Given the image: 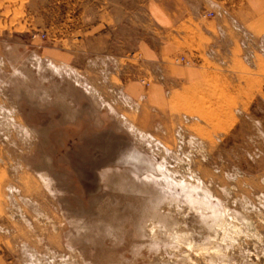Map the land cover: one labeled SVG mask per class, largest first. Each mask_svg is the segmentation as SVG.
Instances as JSON below:
<instances>
[{"label":"rangeland","instance_id":"obj_1","mask_svg":"<svg viewBox=\"0 0 264 264\" xmlns=\"http://www.w3.org/2000/svg\"><path fill=\"white\" fill-rule=\"evenodd\" d=\"M143 40L178 43L173 73L217 53L233 75L164 88L139 125L117 74L149 87ZM201 198L260 240L222 243ZM0 244L10 264H264V0H0Z\"/></svg>","mask_w":264,"mask_h":264},{"label":"crops","instance_id":"obj_2","mask_svg":"<svg viewBox=\"0 0 264 264\" xmlns=\"http://www.w3.org/2000/svg\"><path fill=\"white\" fill-rule=\"evenodd\" d=\"M172 26H167L170 28ZM215 30H210V32L205 31L207 34H212ZM170 32V31H168ZM206 36V35H205ZM207 37V36H206ZM159 45H154L148 41H140L134 51L139 52L141 56V63L150 66V69L154 71L150 77L153 79L148 88H141L139 80L131 79L129 77H120L118 74L119 81V94L122 101L127 105L126 107L129 110H133L136 113V117L140 119L138 122L139 125L149 124L148 120L143 122V119H148L147 110L160 108L161 102L163 100V89L165 88L170 93L173 90H179L182 85H194L199 83L205 77H219L233 75L232 72L227 71L228 69H222V65L228 64L227 58L230 56H223L222 54L215 53L212 58H209L205 54L199 53L196 55L198 63L192 67H187L184 69L175 70L174 73L171 69V66L165 64L166 57L174 55L177 50L176 44L178 43H161L157 40ZM190 45L195 46L196 44L190 43ZM189 45V46H190ZM180 51V49H178ZM184 53L188 50L184 49ZM191 54V52H189ZM127 54V53H126ZM126 54L124 57H126ZM187 55V54H186ZM202 55L203 60L199 59V56ZM123 60V57L114 58ZM231 62L232 58L229 59ZM210 63V64H209ZM210 65V66H208ZM220 67V68H219ZM122 76L126 73H120ZM137 77H145L144 75L139 74ZM132 77V78H137ZM191 81V82H190ZM190 82V83H188ZM164 89V90H165ZM151 106V107H150ZM150 107V108H149ZM140 113V115H138ZM147 117V118H146ZM151 118V117H150ZM0 244V264H10L9 260H6L4 251Z\"/></svg>","mask_w":264,"mask_h":264},{"label":"bare ground","instance_id":"obj_3","mask_svg":"<svg viewBox=\"0 0 264 264\" xmlns=\"http://www.w3.org/2000/svg\"><path fill=\"white\" fill-rule=\"evenodd\" d=\"M206 195V194H205ZM202 199V198H201ZM200 200V199H199ZM195 201V200H194ZM207 201V200H206ZM205 200H201V204H202V207H200V209L199 210H206V209H208V210H210V214L209 215H205V214H201V215H203L202 217H203V219H204V222H205V219H211V221H210V224H209V226H218V224L220 225V224H223V223H226L227 225H225L226 227L224 228L223 227V229H224V236L225 237H223V239L221 240V242L222 243H224V244H228L229 242H232V240H230L229 238H228V236L230 237L231 235L233 236V237H235V236H237V235H239V234H244L246 237H244V238H247V236H250V237H253V238H255V239H257V240H260V236H259V232L257 231V228H255L254 227V225L255 224H253V221L245 214V215H243L241 218H239L238 216L236 217V213H235V215H233L232 213H231V211L229 212L228 210H223V212L222 211H214V210H212V208H211V205H209V203H207ZM199 202V201H198ZM196 203V202H195ZM242 205V204H241ZM246 205H248V204H246ZM245 211H246V209H245ZM209 212V211H208ZM232 215H231V214ZM43 215V214H42ZM211 216H212V218H211ZM230 216V218H228ZM241 216V215H240ZM44 217V216H43ZM234 220H236L237 221V223H235V224H233V221ZM49 221V220H48ZM261 221V220H260ZM208 223V222H207ZM53 224V223H52ZM242 225L243 226V228L245 229V230H240V225ZM54 225V224H53ZM52 225V226H53ZM205 225V224H204ZM208 226V225H207ZM206 226V227H207ZM211 228V227H210ZM213 229V228H212ZM218 229V228H217ZM213 231H214V229H213ZM222 232H223V230H222ZM217 234V233H216ZM220 234H221V231H220ZM175 235V234H174ZM186 236V235H185ZM184 236V237H185ZM183 237V238H184ZM187 237V236H186ZM176 239V238H175ZM216 239V238H215ZM240 239V238H239ZM214 240V239H213ZM218 241H220V240H218ZM227 241V242H226ZM239 241V240H238ZM237 241V242H238ZM183 242V245L185 246V247H187L188 249H190V248H193L194 249V247L196 248V247H198V246H196L195 244H194V242L192 243V242H190V241H182ZM207 242V241H206ZM214 242V241H213ZM212 242V243H213ZM260 242V241H259ZM174 243V242H173ZM205 243V242H204ZM218 244V243H217ZM223 244V246H227V245H224ZM231 246H233V245H231ZM200 248H198L199 249V252H197L198 253V255L201 253V255H202V253L204 252V250L206 249L205 247H204V245H201V246H199ZM211 247V246H210ZM209 246L207 247V248H210ZM228 247V246H227ZM203 248H204V250H203ZM225 248V247H224ZM219 249H221L220 248V246H219ZM196 250V249H195ZM214 250H217V252H218V249H214ZM191 251V250H190ZM193 251V250H192ZM194 253H195V251H193ZM206 252V251H205ZM211 252V251H210ZM207 253V252H206ZM246 253L247 254H249V252L248 251H246ZM213 254V253H212ZM214 254H215V251H214ZM205 255H207V254H205L204 253V256ZM209 257V256H208ZM259 257V253H257V254H255V258L257 259ZM259 259V258H258ZM213 262V261H212ZM206 264H211V262H210V260H209V258H208V261H206L205 262ZM213 264V263H212Z\"/></svg>","mask_w":264,"mask_h":264}]
</instances>
